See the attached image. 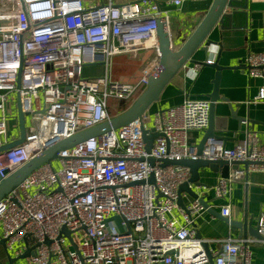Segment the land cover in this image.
I'll use <instances>...</instances> for the list:
<instances>
[{"label":"built area","instance_id":"obj_1","mask_svg":"<svg viewBox=\"0 0 264 264\" xmlns=\"http://www.w3.org/2000/svg\"><path fill=\"white\" fill-rule=\"evenodd\" d=\"M182 2L165 4L179 7ZM166 14L157 0L89 8L82 0H0V148L7 144L9 97L19 100L33 124L21 145L0 152V177L53 141L107 121L108 99L130 102L157 66L156 22L164 17L168 23ZM148 50L155 55L153 66L137 82L112 78L114 57L136 59ZM212 64L207 59L183 69L193 78ZM243 65L248 80L264 79V52L248 53ZM93 66H101L102 73L84 75ZM263 102L261 86L247 104ZM209 110L207 99L187 98L60 152L57 169L51 163L40 166L0 200V239L6 240V249L21 244L15 255L31 251L30 264H207L192 228L206 210L197 199L184 208L178 205L179 187L189 181L190 171L162 162L248 163L218 178L213 186L217 199L226 198L230 185L248 173L264 172V145L246 120L244 137L230 149L209 139L199 154L187 142L188 132L208 128ZM148 123L159 134L149 152L142 139V130H151ZM220 215L231 221V205L222 206ZM112 217L120 218L119 228L109 221ZM258 234L264 237V213ZM252 241H221L220 250L210 254L212 263L251 264ZM255 242L264 245V240Z\"/></svg>","mask_w":264,"mask_h":264},{"label":"crops","instance_id":"obj_2","mask_svg":"<svg viewBox=\"0 0 264 264\" xmlns=\"http://www.w3.org/2000/svg\"><path fill=\"white\" fill-rule=\"evenodd\" d=\"M135 1L138 0H82V4L83 7L89 8L107 4L119 6ZM157 1L161 10L167 13L170 35L175 49H178L194 31L212 3V0H183L179 7H175L167 6L165 1L168 0ZM227 13H232V10L228 9ZM245 13L246 16L243 14L237 15L224 19L222 24L216 25L208 35V39L214 43L209 47L207 54L196 51L192 57V60L197 63L207 59L212 60L215 67H203L193 78H190L188 71L182 68L164 88L159 101L149 107L148 114H152L159 109L164 110L179 105L187 98L208 100V95L213 89L212 83L216 71L222 69L218 91L219 96L226 101L216 103L215 116L219 120L225 119L226 131H216L215 135L223 139L222 142L226 148H232L239 139L244 137L246 126L243 125L242 120L245 119L249 123V129L257 134L259 143L264 145V102L255 105L247 104V101L256 95L258 88L264 86V79L248 80L243 65V60L248 53L264 52V3L261 0H247ZM139 55L137 58L140 57L142 60L149 56L155 59V55L151 50L143 51ZM120 56L130 57L128 55ZM137 58L132 59L137 60ZM193 65L186 64V68H191ZM93 67L102 68L101 66ZM227 67L232 69L229 70ZM136 72L138 74L135 77L112 73V78L134 83L142 76V71L140 73L139 71ZM16 102V97L11 96L5 103V113L8 116L7 144L20 139ZM219 120L217 123L222 125L221 120ZM32 131L31 118L25 115V136ZM203 135L204 132H188L187 142L197 146ZM242 168H244L243 165L238 167V169ZM232 171L233 169L230 166L229 174ZM219 177L220 173L201 168L199 169L198 179V183L201 185L199 187L191 185L190 187L198 198L205 197L209 207L218 213L220 217H222L220 215L221 207L230 204L233 209L231 221H241L246 213L248 217H252L253 225H255L259 215L264 213V172H250L242 181L232 183L229 187V194L224 199L215 198L213 192V186ZM193 200L187 193L181 194V202L184 206H188ZM174 213L178 216L176 211ZM179 222L183 225L181 219ZM192 228L196 235H199L197 239L202 241L203 249H206L209 254L219 251L221 241L227 238L240 239L235 228L212 212L205 211L196 217ZM247 239L253 240L250 237H247ZM21 246V244H15L13 250L10 251L0 245V264H10L9 258L16 260L13 264H30L31 251L27 257L19 258L29 251L18 256L15 255V251L20 249ZM250 248L252 254L251 264H264V245L252 241Z\"/></svg>","mask_w":264,"mask_h":264},{"label":"water","instance_id":"obj_3","mask_svg":"<svg viewBox=\"0 0 264 264\" xmlns=\"http://www.w3.org/2000/svg\"><path fill=\"white\" fill-rule=\"evenodd\" d=\"M232 10V13H227V10ZM247 9V0H212L211 6L206 12L203 19L194 29V31L189 35V37L175 49V45L172 41L169 22L162 17L157 20V45H158V62L156 68L148 76L145 89L141 95L133 102V104L124 112L109 118L107 121L100 123L91 128L82 130L69 138L53 141L45 150L33 157L27 163L22 165L20 168L14 172L9 173L6 171L7 176L5 178L0 177V200L5 198L11 191H13L31 172L39 168L44 164H50L52 161L59 158L58 154L64 150L73 148L91 138L101 136L112 130H116L130 122L135 120H141L143 115L147 112L149 107L159 101V98L164 90V88L171 82V80L181 71V69L186 64H195L197 62L192 60L193 55L196 51H201L207 54L208 49L213 45V41L208 39V35L212 29L218 25L222 24L224 19H229L231 17L243 14L246 16L245 10ZM241 11V12H239ZM203 67H212L215 65H203ZM218 67V66H217ZM216 67V68H217ZM231 70V67H227ZM216 75L213 81L212 92L208 95V101L210 103L209 110V126L204 131V135L197 145L198 153L200 154L205 143L209 139L216 141H223V139L215 135L216 131H226L225 119H220L222 125H219L217 121L218 117L215 116L216 103L219 101H226L219 96V77L221 76L222 69L216 71ZM19 80L17 81V84ZM17 116L20 127V139L14 143L6 144L0 148V152L7 151L23 143L25 139L24 132V118L25 115L21 111V105L17 99ZM219 120V121H220ZM223 120V121H222ZM245 121L242 120V122ZM159 136L153 129L142 130V139L144 142L145 150L150 151L154 140ZM148 163L153 166L154 160L148 159ZM248 163H228L223 160L218 161H207V160H182V161H169L164 160L162 166H180L188 168L190 171V179L187 183L181 185L178 190V205L184 208L181 202V194L187 193L192 199H197L200 205L209 213H214L215 216L221 218L225 223L235 228L238 231L239 237L242 239H247L250 237L255 241H263L264 237L258 234V218L256 224L253 225L252 217H248L244 214L241 221H229L226 218H222L216 213L212 208L209 207V203L205 201V197L198 198L195 192L191 189L190 185L194 187H199L201 184L198 183L199 179V169L207 168L211 172L220 173L221 178H227L229 174V167L231 166L233 170H236L240 165L246 166ZM153 183V178L149 180ZM139 184V183H135ZM109 221L114 222L118 228L120 227V218L112 217ZM129 227V223H127ZM67 234V233H66ZM199 238V235H196ZM5 239H0V245L5 248ZM206 252V249H204ZM29 252H26L23 256L27 257ZM207 253V252H206ZM32 256V252L30 253ZM208 263L213 264L209 253ZM16 260L9 258V263L13 264Z\"/></svg>","mask_w":264,"mask_h":264},{"label":"rangeland","instance_id":"obj_4","mask_svg":"<svg viewBox=\"0 0 264 264\" xmlns=\"http://www.w3.org/2000/svg\"><path fill=\"white\" fill-rule=\"evenodd\" d=\"M141 57V55H139ZM137 58V60L132 59V57H124V56H118L113 59L112 62V73L116 75H123V76H132L135 77L138 73L136 71H139V73L146 68L153 66L154 57L149 56L146 59L142 60L141 58ZM102 73V68L99 67H88V69L84 70V75L89 77H96L99 74ZM129 81V79H127ZM132 80V79H131ZM145 87H142L133 97L131 103L134 99H137L139 95L143 92ZM130 102H124L120 104L119 101L108 99L107 100V110L109 117H111L113 114L116 115V113L121 112L126 106H128ZM122 105V106H121ZM148 128L151 129V123L147 124ZM51 165L54 169L58 168V160H54L51 162ZM75 238V236H74Z\"/></svg>","mask_w":264,"mask_h":264},{"label":"trees","instance_id":"obj_5","mask_svg":"<svg viewBox=\"0 0 264 264\" xmlns=\"http://www.w3.org/2000/svg\"><path fill=\"white\" fill-rule=\"evenodd\" d=\"M145 89V88H144ZM141 95V94H140ZM139 95V96H140ZM136 99H134L133 100V102L135 101ZM132 101V100H131ZM131 101H130V103L128 104V106H126L121 112H118V113H116V115H118V114H120V113H122V112H124L125 110H127L132 104H133V102L131 103ZM122 103H124V102H120V104H122ZM128 103V102H127ZM122 106V105H121ZM116 115H112L110 118H112V117H114V116H116Z\"/></svg>","mask_w":264,"mask_h":264}]
</instances>
